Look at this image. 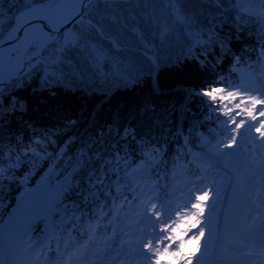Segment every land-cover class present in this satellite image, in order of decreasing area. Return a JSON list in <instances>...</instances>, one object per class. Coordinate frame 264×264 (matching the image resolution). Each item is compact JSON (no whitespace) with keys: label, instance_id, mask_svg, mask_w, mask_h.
I'll list each match as a JSON object with an SVG mask.
<instances>
[{"label":"snow or ice","instance_id":"obj_1","mask_svg":"<svg viewBox=\"0 0 264 264\" xmlns=\"http://www.w3.org/2000/svg\"><path fill=\"white\" fill-rule=\"evenodd\" d=\"M124 2L0 0V118L7 119L10 111L14 113L24 109V102L14 96H9L5 103V92L9 87L23 86L34 74L39 76L42 86L65 82L78 74L82 76L79 62L74 63L71 57L75 50L83 49L88 53L93 75H101L105 83L109 76L125 85L138 82L144 74V61L128 58L121 60L108 54L111 50H119L122 45V40L113 33L123 26L125 19L122 13L116 11L115 6ZM133 2L139 3L140 0ZM160 2L175 5L181 0ZM203 2L214 5L221 16L235 10L233 22L237 26L257 23L260 26L259 39L264 41V0ZM171 13L173 29L179 28L182 34L187 29V35L191 37L186 51L182 50L173 63L193 60L202 70L209 66L215 68L207 56L217 43L220 44L222 55L226 47L225 40L217 35L214 27L199 28L196 21L180 9L172 8ZM148 15L151 17V13ZM128 18L134 19L130 11ZM129 30L143 41L137 27L133 26ZM94 38L109 41L108 49L100 40L93 43ZM260 48L257 59L264 63V43ZM142 55L147 60V74L151 77L161 67L160 58L147 44L143 47ZM240 62L239 56L234 58L232 72H240L237 68ZM220 63L221 60L217 58L215 64ZM253 77L246 78L241 72L239 80L233 81L218 74L213 84L222 86L189 92L190 96L201 98L208 113L207 119L214 120L220 129L216 133L215 148L209 143V151L203 157L207 167L200 165L205 175L197 177L203 183L209 178V169H217L215 176L211 177L212 184L207 186L208 190L193 184L187 199L177 206L173 204L174 190L169 193L166 191L167 184H161L159 180L152 187H148L149 182H145L143 187L139 184L131 186L148 171L144 165L153 153H145V159L132 166L128 164L127 154L122 156L119 151L111 158H104L99 152L94 156L81 152L74 163L69 158L71 172L65 169L57 174L55 168H50L46 178H42L35 189L22 194L17 200L9 220L4 222V227H0V264H264V69L255 72ZM6 81H10V84ZM220 116L225 119L221 120ZM253 132L258 135L253 136ZM45 141H48L47 136L33 143L39 147ZM221 146L234 151L223 152ZM25 149V154H36L31 144L26 145ZM160 151L159 148L154 150L156 154ZM19 152V145L16 153L7 152L9 160H15V164L10 167L19 164ZM59 155L64 156L65 149L62 148ZM233 155H238L246 168L252 165L258 169V173H251L247 178L249 184L251 176H260L259 189L250 190L248 195V203L256 204V213L249 211L245 214V228L238 236L232 234L228 212L217 209V202L222 200V184L227 183L223 189L225 193L235 192L245 180L244 173L233 172L226 166L223 173L219 171L220 158ZM4 156L3 146H0V159ZM94 161H99V164L96 165ZM122 163L124 168H121ZM85 166H91L88 174L91 187L99 185L98 191L112 198L110 207H106L105 203L93 206L91 216L86 218L87 229H83L82 220L87 209L73 204L70 207L74 211L68 215L69 205L64 203L76 184L75 174ZM4 178L3 171H0V180ZM125 191L133 193V200L137 199L138 193L140 195L139 207L131 201L127 205L128 209L135 208L131 213L134 219L123 235L132 238L121 239L117 248V245L109 244L116 236V229L107 228L104 231L111 232V235L107 236L101 246L95 241L100 225L94 223L92 217H97L98 221L107 218L109 225L114 220L118 221L120 213L126 210L123 203H118L121 199H128L123 195ZM209 191L215 195L211 205L206 206L202 202L208 200ZM89 196L92 200L99 199L96 192H90ZM89 196L83 197L85 205L89 202ZM222 202L231 208L230 198L226 196ZM76 209H80V215L76 214ZM213 213H216L215 224ZM57 214L60 216L59 225L55 219ZM66 221L69 223L66 224ZM41 222H47L43 233L31 235ZM78 225L81 227L78 228ZM182 225L186 227L180 234ZM65 236L68 239H64ZM189 244H194V248L186 250ZM113 252L116 253L115 257Z\"/></svg>","mask_w":264,"mask_h":264},{"label":"trees","instance_id":"obj_2","mask_svg":"<svg viewBox=\"0 0 264 264\" xmlns=\"http://www.w3.org/2000/svg\"><path fill=\"white\" fill-rule=\"evenodd\" d=\"M147 2L150 1L140 0L135 3L133 0H126L115 6L116 11L125 17L123 26L113 33L122 40V45L119 50L108 52L109 56H117L121 60L128 58L144 61V74L138 82L133 81L125 85L109 76L108 82L105 83L101 75H93L89 67L90 59L85 51L80 49L73 51L71 57L74 63L79 62L82 76L78 74L65 82H52L42 86L39 76L34 74L23 86L9 87L5 92V103L9 96H14L24 102V109L14 113L10 111L7 119L0 118V146H3L5 152V156L0 159V171H3L5 177L0 180V227H4V222L9 220V215L16 208L21 195L35 189L41 179L46 178L50 168H55L57 174L65 169L71 172L69 158H72L71 162L74 163L81 152L87 156H94L99 152L104 158H111L119 151L122 156L127 154L128 164L132 166L144 160L145 153H153L144 165L148 171L138 177L136 183L131 184L132 187L137 184L145 185V182H149L148 185L152 187L155 181L159 180L161 184H167L166 191L173 193L174 190L175 195L177 188L182 186L180 177L185 185L191 187L195 184L204 190L206 184L212 180L211 177L217 171L215 168L209 169V178L203 183L197 177L205 175L200 165L204 164L203 157L209 151V143L215 148L216 133L220 129L214 120L207 119L208 113L201 98L190 96L189 92L222 86L213 84L218 74L238 81L241 72L251 79L254 78L255 72L264 69V63L257 59L260 45L264 43L259 39L260 26L255 22L237 26L233 22L235 10L221 16L214 5L203 0H181L177 3L181 12L192 17L199 28L214 27L217 35L225 40L226 47L222 55L220 44L217 43L212 46V53L215 55L209 53L207 56L215 68L209 66L202 70L193 60L173 63L182 50L186 51L191 37L186 35L187 33L182 34L183 42L177 46L158 41L148 17L140 15L145 14ZM129 11L134 19L128 18ZM133 26L138 28L143 41L129 30ZM97 40L108 49L109 41L94 38L92 42L96 43ZM145 44L161 61V67L153 72L151 77L147 74V60L142 55ZM237 56L241 58L240 64L237 65L240 72H232L234 58ZM217 58L221 60L220 64H215ZM219 118L225 119L223 116ZM252 135L258 134L253 132ZM45 136L48 141L41 146L37 147L33 143ZM29 144L36 149L35 155L31 152L25 154V146ZM18 145L19 164L10 167L15 164V160H9L7 152L16 153ZM62 148L65 149L64 156L59 155ZM156 148L161 149L159 154L154 152ZM221 151L234 150L221 146ZM94 163L98 165L99 161ZM229 164L249 175L258 173L257 168L255 172V166L248 165L246 168L238 155H233ZM204 166L207 167V164ZM124 167L122 163L121 168ZM90 171L91 166H85L75 174L76 184L69 197L64 200V203L69 205L68 215L74 211L70 207L73 204L87 209L82 216L83 229L88 227L86 218L91 216L93 206L105 203L106 207H110L112 199L98 191L99 185L91 187L88 175ZM60 179H63V176H60ZM121 187L123 188V184ZM223 189L220 192L221 198L225 193ZM90 192H96L99 199L92 200ZM123 195L128 199H121L118 203H123L126 206L124 213L131 215L135 208L128 209V202L131 201L137 207L140 195L137 194L136 200H133L131 191H125ZM86 196H89L87 205L83 200ZM213 198L214 196L209 195L208 200L202 203L210 206ZM221 203L222 200L217 202V208ZM75 211L77 215L81 214L80 209ZM205 213L207 215L208 207L205 208ZM55 219L59 225V214L55 215ZM92 220L99 223L101 237L110 236L111 232L106 233L104 229L114 227L116 236L113 239L119 238V223L124 221L121 216L111 225L107 223V218L98 221L97 217H92ZM46 223L41 222L31 235H41ZM185 227L186 225L181 226L180 234ZM57 235L60 233L57 232ZM64 239L68 237L65 236ZM193 248L194 244L186 245V250Z\"/></svg>","mask_w":264,"mask_h":264},{"label":"rangeland","instance_id":"obj_3","mask_svg":"<svg viewBox=\"0 0 264 264\" xmlns=\"http://www.w3.org/2000/svg\"><path fill=\"white\" fill-rule=\"evenodd\" d=\"M149 1L150 2H147V5H145L146 7L144 9L145 10L144 12H145V16L148 17V20L150 21V23L152 25L153 33H154L155 37L157 38V40L160 42H163V43L164 42L169 43L170 45H173V46L174 45L177 46V44H181L183 42V38H182V33H181L180 29L175 28V30H174L172 27L171 9L172 8H178L179 9L178 4H175V5L164 4V3H161L160 0H154V2H153V0H149ZM149 13H151V17H149V15H148ZM187 31H188L187 29H184V34H186ZM85 54L87 55V57H89L88 53L86 51H85ZM231 158H232V156H224L222 158L221 168L219 169V171L221 173H223L224 167L226 166L227 168H229L233 172L239 171L241 173H244L245 174V180H243L241 182L240 187H238V189H236L235 192L224 193L223 198L227 196L231 200V208L229 209L226 205L222 204V206L218 207L217 209L228 212L232 234H233V236H238L240 234V232H242L244 230L242 228V224L244 222V215L242 212V208H244V201L243 200L248 199V195H249L250 190H258L259 189L260 176H258V177L257 176H254V177L251 176V183L249 184L247 182V178L250 175L246 174L245 171H241V170L237 169L235 166L229 164ZM258 163H259V161H257V164ZM215 174H216V172L213 175L215 176ZM181 178H179V179H181ZM211 184H212V180L206 184L205 190H208L207 186L211 185ZM140 186L143 187L144 185H140ZM226 187H227V183H223L221 190L223 188H226ZM177 191L178 190H176V192ZM188 191H189V188L181 189L180 190L181 195L179 196L178 201L174 205L178 206L182 203L183 200L187 199ZM209 195L214 196L215 194L212 191H209ZM215 216H216V213H213L212 218H213L214 224H215ZM174 218H175V216L173 214V219ZM133 219L134 218L131 219V222L124 224L125 229L121 232V235L119 237L120 240L122 239V237L124 240H128V239L132 238L130 235L124 236L123 233H124V231H126L128 229V226L130 224H132ZM153 219H154V217H153ZM170 222L171 221H169V223ZM157 227L159 228V225ZM95 240L101 246L103 245V243L100 240H98V239H95ZM120 240H118L117 244H115V245H117V248H118ZM129 251H131V250H129ZM115 255H116V253L113 252V257H115ZM121 255H123L122 251H121ZM125 259H128V257H125Z\"/></svg>","mask_w":264,"mask_h":264},{"label":"bare ground","instance_id":"obj_4","mask_svg":"<svg viewBox=\"0 0 264 264\" xmlns=\"http://www.w3.org/2000/svg\"><path fill=\"white\" fill-rule=\"evenodd\" d=\"M244 201V208H242L243 215L245 217V214L248 213L249 211L252 212V214H255L256 212L252 209L250 204L248 203V199L243 200ZM256 203H259L258 201ZM253 206L256 207V204H252ZM242 228H245V222L242 224Z\"/></svg>","mask_w":264,"mask_h":264},{"label":"water","instance_id":"obj_5","mask_svg":"<svg viewBox=\"0 0 264 264\" xmlns=\"http://www.w3.org/2000/svg\"><path fill=\"white\" fill-rule=\"evenodd\" d=\"M6 83H10V81H6ZM0 87H2V85H0ZM12 215V214H11Z\"/></svg>","mask_w":264,"mask_h":264}]
</instances>
